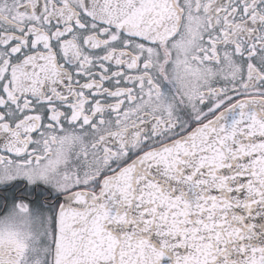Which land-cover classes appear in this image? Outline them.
Listing matches in <instances>:
<instances>
[{"label": "snow or ice", "instance_id": "obj_1", "mask_svg": "<svg viewBox=\"0 0 264 264\" xmlns=\"http://www.w3.org/2000/svg\"><path fill=\"white\" fill-rule=\"evenodd\" d=\"M0 264H264V0H0Z\"/></svg>", "mask_w": 264, "mask_h": 264}]
</instances>
